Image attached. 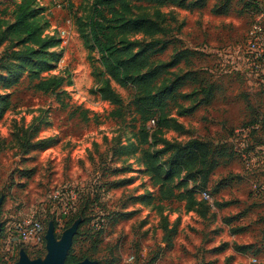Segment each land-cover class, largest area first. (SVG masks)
I'll return each instance as SVG.
<instances>
[{
	"label": "rangeland",
	"instance_id": "rangeland-1",
	"mask_svg": "<svg viewBox=\"0 0 264 264\" xmlns=\"http://www.w3.org/2000/svg\"><path fill=\"white\" fill-rule=\"evenodd\" d=\"M34 3L44 9L41 22L47 35L58 38L59 29L70 20L66 44L57 42L53 47L60 56L50 72L66 78L68 84L61 89L68 94L60 100L54 93L36 91L26 73L8 90L11 107L0 119V264L17 261L20 248L32 256L44 247V256V237L37 243H23L11 239L9 231L32 215L42 219L43 235L50 221L56 226V220H61L64 227L68 216L60 217L50 199V192L62 185L76 189L73 211L80 213L75 219L91 218L82 228L103 216L100 254L117 256L115 264H264V74L256 70L247 74L238 52L264 4L206 0L202 7L172 4L159 8L163 21L157 37L166 47L158 59L167 62L187 48L191 56L169 70L177 74L192 70L197 78L180 89L189 97H177L166 110L168 122L173 119L184 128H159L150 120L148 140L159 149L199 138L212 149L225 146L226 152L214 153L215 166L205 186L198 171L195 178L175 185V198L165 200L158 195L145 204L137 201L138 194L148 190L157 194L158 187L142 172L138 159L142 152L126 154L118 149L136 141L139 120L127 111L121 117L110 116L112 105L91 91L93 61L77 32V19L89 18L92 0ZM223 4L226 13L214 12ZM153 10L148 9L150 14ZM7 18L11 19L9 14ZM4 47L0 46V56ZM91 56L97 57L95 52ZM111 83L127 104L131 89L114 80ZM210 85L212 95L205 102ZM190 107L191 113L181 112ZM246 127L251 128L246 136L236 134V129ZM43 140L47 148H34ZM137 148L142 146L138 143ZM129 177L126 185L108 187L109 182ZM176 179L168 183L170 188ZM202 189L208 190L211 201L201 197ZM122 210H134V214L114 223L107 219L109 212ZM162 216L169 227L175 226L170 241L161 227ZM55 233L59 237L62 231ZM233 244H250L251 249L238 253Z\"/></svg>",
	"mask_w": 264,
	"mask_h": 264
},
{
	"label": "trees",
	"instance_id": "trees-1",
	"mask_svg": "<svg viewBox=\"0 0 264 264\" xmlns=\"http://www.w3.org/2000/svg\"><path fill=\"white\" fill-rule=\"evenodd\" d=\"M10 1L5 3L0 0V46L5 44L0 56V119L11 107L8 90L20 82L23 73H26L25 76L32 82L36 91L54 93L60 100H63L62 94H68L66 90L61 89L63 84H68L66 78L50 73L60 56L53 47L57 42L61 45V38L44 32L45 27L41 22L44 9L36 6L34 0ZM248 3L254 6L264 4V0H248ZM172 4L189 8L202 7L206 0H92L89 18L85 21L77 19V32L88 51L89 59L93 61L91 74L94 87L91 91L112 105L110 116L121 117L127 111L134 114V119L139 120V128L134 137L136 141L119 146L118 149L126 154L142 152L141 157H138L143 166L142 172L158 187L157 194L150 190L138 194L137 201H143L145 204L151 203L158 195L165 200L175 198V185L183 184L187 178H195L198 171L202 174L201 184L205 186L215 166L212 158L214 153L219 155L226 152L225 146L212 149L207 142L199 138H190L184 143H167L159 149L152 148L154 142L148 140L146 124L150 120L159 128L165 126L177 131L184 128L173 119L171 123L168 122L166 110L169 103L177 97H189V94L180 92V89L187 82L197 78V73L192 70L182 74L169 70L191 56L192 51L189 49L178 50L167 62L157 57L166 47V42L157 37L162 30L163 21L159 8ZM69 5L72 7L71 3ZM149 8L154 9L152 14L149 13ZM214 12L226 13V4L215 8ZM8 14L10 20L7 18ZM92 52L96 53V58L91 56ZM112 80L131 89L132 94L127 104L123 103L122 96L111 83ZM212 91V85L205 90V102L209 101ZM192 110L190 107L181 112L191 113ZM138 143L142 148H137ZM144 144H149L151 148H144ZM47 147L45 140L34 146L37 149ZM165 152L168 155L163 158ZM123 169L127 172L131 168L129 166ZM175 178L179 181L176 179V184L170 188L168 183ZM130 180V177L118 179L115 180L117 182H109L108 187H113L116 183L119 186L126 185ZM192 207L193 205L189 204V208ZM205 209L207 210L206 206ZM78 212L79 210L73 211L68 215L64 228L72 223ZM133 214L134 210L112 211L107 214V219L114 223L130 218ZM89 219L91 218L84 216L79 224L66 263L72 264L84 258L95 260L96 264L117 263V256L107 257L100 254L99 245L105 223L96 228L92 222V226L82 228ZM162 219L163 233L170 241L176 233L175 226L169 227L165 216H162ZM250 249V244H233V250L238 253L248 252ZM43 253L44 247L30 257H40Z\"/></svg>",
	"mask_w": 264,
	"mask_h": 264
},
{
	"label": "built area",
	"instance_id": "built-area-1",
	"mask_svg": "<svg viewBox=\"0 0 264 264\" xmlns=\"http://www.w3.org/2000/svg\"><path fill=\"white\" fill-rule=\"evenodd\" d=\"M67 25L59 29L58 36L61 38V44L65 45L70 36V20ZM239 57L245 66L247 74L250 70H256L258 74H264V9L261 7L247 32L243 45L239 48ZM153 121V120H152ZM255 127V126H253ZM251 128H238L236 134L246 136ZM200 195L203 199L211 201L209 192L202 189ZM77 198L76 189L72 186L62 185L54 188L50 192V199L58 210L60 217H67L74 210V203ZM104 224V218L98 217L93 221L96 228ZM56 226L62 227L61 220H56ZM42 219L37 216H28L15 223L10 231V238L23 243H37L42 238Z\"/></svg>",
	"mask_w": 264,
	"mask_h": 264
},
{
	"label": "water",
	"instance_id": "water-1",
	"mask_svg": "<svg viewBox=\"0 0 264 264\" xmlns=\"http://www.w3.org/2000/svg\"><path fill=\"white\" fill-rule=\"evenodd\" d=\"M2 197H0V205ZM81 222V218L75 219L72 224L65 228L59 237L55 235L54 224L52 221L48 223L47 230L44 235L45 239V254L44 256L31 258L27 252L23 249H19V256L14 264H68L66 263V257L68 251L72 245V239L77 228ZM1 229V222H0ZM72 264H96L95 260L84 258L78 262Z\"/></svg>",
	"mask_w": 264,
	"mask_h": 264
},
{
	"label": "crops",
	"instance_id": "crops-1",
	"mask_svg": "<svg viewBox=\"0 0 264 264\" xmlns=\"http://www.w3.org/2000/svg\"><path fill=\"white\" fill-rule=\"evenodd\" d=\"M74 220H75V219H74ZM72 222H73V221H72ZM71 224H72V223H71ZM71 224H70V225H71ZM70 225H69V226H70ZM69 226H68V227H69ZM78 227H79V226H78ZM63 228H64V227L62 226V227H60V230H59V228L56 227V226L54 225V232H56V231H63V230L65 229V228H64V229H63ZM66 228H67V227H66ZM77 230H78V228H77ZM75 234H76V233H75ZM44 235H45V234H44ZM44 235L42 234V238L44 237ZM55 235H56V233H55ZM42 238H41V240H42ZM43 239H44V238H43ZM44 240H45V239H44ZM18 252H19V250H18ZM18 254H19V253H18ZM27 254H28V253H27ZM28 256H29V255H28ZM29 257H30V256H29ZM88 259H89V258H88ZM15 262H16V261H15ZM15 262H13V264H14Z\"/></svg>",
	"mask_w": 264,
	"mask_h": 264
}]
</instances>
